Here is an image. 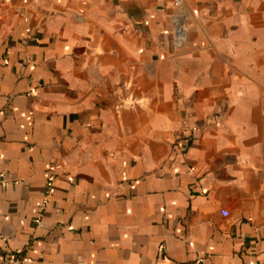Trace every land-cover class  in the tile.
Here are the masks:
<instances>
[{
    "label": "crops",
    "instance_id": "0c3cea01",
    "mask_svg": "<svg viewBox=\"0 0 264 264\" xmlns=\"http://www.w3.org/2000/svg\"><path fill=\"white\" fill-rule=\"evenodd\" d=\"M12 254L264 264V0H0Z\"/></svg>",
    "mask_w": 264,
    "mask_h": 264
},
{
    "label": "built area",
    "instance_id": "2783aa9c",
    "mask_svg": "<svg viewBox=\"0 0 264 264\" xmlns=\"http://www.w3.org/2000/svg\"><path fill=\"white\" fill-rule=\"evenodd\" d=\"M176 2L178 3V0H176ZM222 213L224 215H228L229 214V212L227 210H223ZM8 264H26V261L20 255L12 254L10 256V258H9Z\"/></svg>",
    "mask_w": 264,
    "mask_h": 264
}]
</instances>
